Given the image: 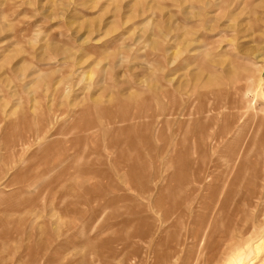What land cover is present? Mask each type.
<instances>
[{
    "label": "rangeland",
    "instance_id": "obj_1",
    "mask_svg": "<svg viewBox=\"0 0 264 264\" xmlns=\"http://www.w3.org/2000/svg\"><path fill=\"white\" fill-rule=\"evenodd\" d=\"M263 140L264 0H0V264H264Z\"/></svg>",
    "mask_w": 264,
    "mask_h": 264
},
{
    "label": "bare ground",
    "instance_id": "obj_2",
    "mask_svg": "<svg viewBox=\"0 0 264 264\" xmlns=\"http://www.w3.org/2000/svg\"><path fill=\"white\" fill-rule=\"evenodd\" d=\"M221 1V0H220ZM228 2H230L231 3V1H227V3ZM232 2H234V1H232ZM248 2V1H247ZM235 3V2H234ZM237 3V2H236ZM223 5V4H222ZM257 16V15H256ZM237 75V74H236ZM242 76V75H241ZM241 76L239 77V75H238V77L239 78H241ZM260 76H262V72H260ZM237 77V76H236ZM220 78V77H219ZM224 78V77H223ZM235 78V77H234ZM229 79V78H228ZM243 79V78H242ZM227 80V79H226ZM232 80V79H231ZM217 81V80H216ZM238 81H240V80H238ZM234 83H236V81L234 82ZM233 84V83H232ZM233 89V88H232ZM220 91V90H219ZM247 91H249V90H247ZM253 92V91H252ZM251 93V92H250ZM231 95V94H230ZM252 95V94H251ZM254 97L252 98V103L254 104L255 102H256V94L255 95H253ZM241 120V119H240ZM261 136V135H260ZM262 137H263V135H262ZM226 139V138H225ZM258 141H259V139H258ZM264 141V140H263ZM229 143V142H228ZM237 143V142H236ZM231 144V143H230ZM244 144V143H243ZM242 144V145H243ZM257 144H259L257 141H252V143H251V145H253V146H256ZM234 145H235V143H234Z\"/></svg>",
    "mask_w": 264,
    "mask_h": 264
},
{
    "label": "crops",
    "instance_id": "obj_3",
    "mask_svg": "<svg viewBox=\"0 0 264 264\" xmlns=\"http://www.w3.org/2000/svg\"><path fill=\"white\" fill-rule=\"evenodd\" d=\"M69 190H73V186H72V185H69L68 187H66V190H64V191H65V193H69ZM63 194H64V193H63ZM4 198H6V197H4ZM4 198H3V199H4ZM7 198H10V197H7ZM5 200H6V199H5ZM6 202H7V201H6ZM8 202H9V201H8ZM9 203L12 204L13 202H12V203L9 202ZM26 203H29V205H30L32 202L30 203V201H29V202H26ZM14 204H17V203H14ZM156 246H157V245H155V247H154L155 249L157 248ZM155 249H154V252H155Z\"/></svg>",
    "mask_w": 264,
    "mask_h": 264
}]
</instances>
